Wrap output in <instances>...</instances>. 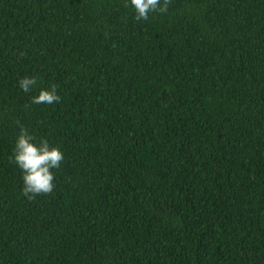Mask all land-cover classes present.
<instances>
[{"label":"trees","instance_id":"16d2710c","mask_svg":"<svg viewBox=\"0 0 264 264\" xmlns=\"http://www.w3.org/2000/svg\"><path fill=\"white\" fill-rule=\"evenodd\" d=\"M17 121L64 153L51 195ZM0 264H264V0H0Z\"/></svg>","mask_w":264,"mask_h":264},{"label":"clouds","instance_id":"9594fccd","mask_svg":"<svg viewBox=\"0 0 264 264\" xmlns=\"http://www.w3.org/2000/svg\"><path fill=\"white\" fill-rule=\"evenodd\" d=\"M172 0H124V6H131L135 11V20L148 21L150 14H167ZM19 88L25 93L31 92L36 86L37 79L25 76L19 80ZM61 97L57 94V87L50 90L41 89L39 94L31 97V104H57ZM28 107V105H26ZM20 131L13 148L10 162L22 171V195L28 200L38 196L51 195L55 190V173L64 160V153L56 146H51L47 139H40L31 134L19 121Z\"/></svg>","mask_w":264,"mask_h":264}]
</instances>
